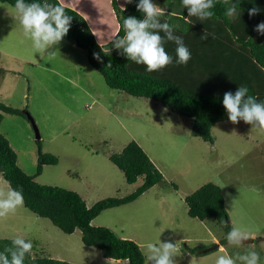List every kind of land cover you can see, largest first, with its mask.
I'll return each instance as SVG.
<instances>
[{
    "label": "rangeland",
    "instance_id": "374dc122",
    "mask_svg": "<svg viewBox=\"0 0 264 264\" xmlns=\"http://www.w3.org/2000/svg\"><path fill=\"white\" fill-rule=\"evenodd\" d=\"M104 18L106 29L101 22H91L99 37L100 31L109 33L113 26L109 15ZM2 33L0 50L7 49L9 40ZM26 42L17 50L21 58L0 53V101L23 111L0 110V133L25 173L35 171L37 143L24 110L36 125L41 150L57 158L56 163H43L33 179L75 190L87 205L105 196L124 195L141 182V176L126 182L108 159L109 153L133 139L162 179L135 199L101 210L91 224L107 226L116 235L134 240L144 264H148L145 245L166 240L179 250L176 264H215L224 254L241 264L238 256L249 250L256 251L264 264V133L242 120L232 124L226 118L213 123V142L209 143L189 132L190 118L150 98L108 87L88 63L85 50L72 40L63 37L58 45L39 53ZM206 181L220 187L231 230L241 228L252 238L244 246L231 245L226 239L219 244L221 248L197 254L189 251L224 237L215 219L200 220L186 213L184 195ZM8 186L0 175V189ZM18 236L31 241V254L77 264H127L126 259L103 257L98 248L83 244L79 228L65 233L24 206L0 218V237Z\"/></svg>",
    "mask_w": 264,
    "mask_h": 264
},
{
    "label": "trees",
    "instance_id": "16d2710c",
    "mask_svg": "<svg viewBox=\"0 0 264 264\" xmlns=\"http://www.w3.org/2000/svg\"><path fill=\"white\" fill-rule=\"evenodd\" d=\"M14 7L16 0H0ZM45 0H25V3ZM48 3L64 7L65 13L72 17L66 38L82 47L88 63L96 69L108 87L123 90L132 95L144 96L160 103L168 111L191 119L189 132L212 143L210 128L214 122L227 118L222 106L223 94L238 89L248 88V95L256 97L257 102L264 103V35L254 31L257 24L264 22V0H241L236 15L228 16V5L220 0H213L214 13L210 19L201 21L198 17L188 16L182 0H153L158 7L165 10L159 18L173 28V34L182 37L191 53L186 65L176 63V45L164 43L165 51L172 56L173 62L159 71L148 72L143 64L127 60L122 49L112 47V39L118 33L125 32L123 20L128 16L143 19L132 0L130 4L120 7L116 0H110L118 27L113 36L99 44L87 26L83 17L73 8L58 0ZM236 0H230L234 4ZM259 7V14L249 17L248 10ZM204 32L205 40L200 37ZM164 36V33H160ZM110 50L109 53L106 50ZM93 53L100 55L102 63L93 58ZM111 66H107L108 64ZM0 110L8 113H22L16 107L0 101ZM1 118V114H0ZM36 165L33 174L25 173L16 162L15 151L7 138L0 133V175L13 189L22 190L23 206L33 213L46 217L65 233L75 228L80 230V240L85 245L98 248L103 257L126 259L127 264H144V256L138 244L127 237L116 235L109 227L93 225L91 219L101 210L127 203L135 199L144 190L162 179L161 172L149 159L141 146L133 139L128 140L118 152L108 154V159L122 171L124 180L134 182L141 176V182L133 190L121 196H105L87 205L75 190L59 185L40 183L33 177L41 172L43 163H56V156L41 150L39 138H35ZM186 213L197 219H215L223 227V243L231 226L227 220L220 187L206 181L183 197ZM14 238L0 237V252L12 247ZM25 239V238H24ZM27 241V239H25ZM33 246L31 251L33 250ZM191 253H200V247H190ZM10 258V256H9ZM24 264H77L63 259L40 254L27 253Z\"/></svg>",
    "mask_w": 264,
    "mask_h": 264
},
{
    "label": "clouds",
    "instance_id": "9594fccd",
    "mask_svg": "<svg viewBox=\"0 0 264 264\" xmlns=\"http://www.w3.org/2000/svg\"><path fill=\"white\" fill-rule=\"evenodd\" d=\"M220 2L228 5L226 14L233 16L236 15L241 0H236L234 4L230 3V0H220ZM130 3L132 0H125V4ZM182 5L187 9L188 16L198 17L201 21L210 19L214 15L209 10L214 7L213 0H182ZM14 8L19 16L24 36L31 40L32 47L38 53L46 52L58 45L69 32L72 17L67 15L64 7L60 5L48 3L47 0L44 3H25V0H16ZM136 9L144 14L143 19L134 16L125 18L122 25L125 34L122 37L118 33L114 35L111 41L112 47L122 49V54L127 60L134 61L138 65L143 64L148 72H154L173 62L172 56L164 48L165 40L171 41L176 45V63L186 65L191 59V53L182 37L174 35L173 28L167 22L161 23L159 20L166 14L165 10L158 7L153 0H139ZM260 11L259 7L253 6L248 10V15L251 18ZM254 31L258 35H264V22L257 24ZM161 32L164 36L160 35ZM208 35L215 38L214 34L206 32L200 38L205 40ZM106 51L109 53L110 50ZM93 58L103 62L97 53H93ZM107 66H111L110 62ZM248 91L246 86H239L235 93L225 92L222 106L227 113L228 121L232 124L242 120L264 133V103L257 102L256 97L248 95ZM23 203L22 190L13 189L10 185L6 189H0V218L15 213ZM226 239L231 245L244 246L249 236L241 228L234 227L227 234ZM31 249V241L18 236L12 240V247L0 252V264H24L25 255L30 253ZM178 251L176 244L170 240L145 245L148 264H176L174 257L177 256ZM221 251L225 250L222 248ZM238 259L241 264H260V256L254 250L239 255ZM215 264H237V261L233 256L224 254L217 257Z\"/></svg>",
    "mask_w": 264,
    "mask_h": 264
},
{
    "label": "crops",
    "instance_id": "0c3cea01",
    "mask_svg": "<svg viewBox=\"0 0 264 264\" xmlns=\"http://www.w3.org/2000/svg\"><path fill=\"white\" fill-rule=\"evenodd\" d=\"M58 1L64 5H67L75 9L83 17L87 26L92 31L95 40L99 44L108 41V39H110L113 36L114 32L118 27L115 14L110 4V0H58ZM116 2L120 7H122L124 4V0H116ZM5 5L7 4H0V30L3 32L2 34H7L9 36V40L6 42L7 49L0 50V53H2L3 57L6 58L9 56L11 58H21V56L18 55L17 50L20 48L23 40H27L26 44H28V47L30 49L32 48L33 51L36 52L32 47L31 40L26 38L23 34V30L20 25L18 14H15L10 10L13 9L15 11V8L12 7L10 4H8L7 6ZM106 15L107 16L109 15L110 21L113 22V26L109 28V33H103L102 31H100L101 34L99 37L97 32L94 31L95 28H93L91 22H95V24L101 22V28L103 27V29H106L104 27L106 26L105 18H104ZM6 20H10V22L7 23ZM90 222H92V219ZM221 247L222 245H218V248Z\"/></svg>",
    "mask_w": 264,
    "mask_h": 264
},
{
    "label": "water",
    "instance_id": "95a60500",
    "mask_svg": "<svg viewBox=\"0 0 264 264\" xmlns=\"http://www.w3.org/2000/svg\"><path fill=\"white\" fill-rule=\"evenodd\" d=\"M24 114H25V116L27 117V119L30 121V123H31V125H32L33 131H34V137H35V138H39V133H38V130H37V128H36V125H35V123H34V121H33L32 116H31L30 113L27 112L26 110H24ZM261 238H264V236H262ZM251 240H252V238L249 237V240H247V241H245V242H249V241H251ZM218 244H219L218 242H214V243L208 245L207 247L202 248V249H201V252H207V251H209V250H212V249L218 247Z\"/></svg>",
    "mask_w": 264,
    "mask_h": 264
}]
</instances>
